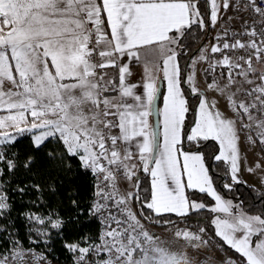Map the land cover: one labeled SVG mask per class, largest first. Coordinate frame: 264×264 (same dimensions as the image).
Wrapping results in <instances>:
<instances>
[{
    "label": "snow or ice",
    "instance_id": "obj_1",
    "mask_svg": "<svg viewBox=\"0 0 264 264\" xmlns=\"http://www.w3.org/2000/svg\"><path fill=\"white\" fill-rule=\"evenodd\" d=\"M206 2L210 4V21L214 26L220 7L226 10L230 0ZM198 3L199 0H0V164L10 173L23 169L26 174L39 175L43 171L48 177L43 187L53 196H65L66 216L54 213L45 219L35 214L22 215L25 220L55 230L62 247L73 255V264H182L184 258L158 244L159 237L150 234L132 211L130 201L138 200V193L120 192L121 177L138 181V164L140 171L152 178L150 199L140 203L153 216L162 217L166 213L187 216L189 208L199 211L208 207L189 201L182 181V175H186L189 189H198L215 199L217 206L210 211L228 214L225 219L217 216L212 221L215 235L240 253L245 258L244 264H264V218L259 214L233 212L232 203L222 200L213 188L201 154L184 151L181 160L178 145L188 108L179 88L178 53L172 46L179 44L177 36L182 37L192 25L203 29ZM247 6L264 17V9L257 6V0H247ZM259 23V33L253 24L247 25L246 29L251 30L243 34L260 39V44L257 39L248 43L237 40L211 49L213 53L251 49L247 58L240 57L247 67L238 73L247 83H254L247 78L257 73L252 66L253 57L258 62L264 58L261 46L264 21ZM227 35L225 30L215 39ZM141 50L152 57L145 60L147 82L129 84L131 70L123 58L139 61ZM222 63L232 68L243 67L240 63L233 64L227 56ZM152 67L162 71L167 81L161 139L148 119L158 93ZM109 68L115 69L114 76L106 71ZM260 79L264 82V74H260ZM185 80L190 86L193 84V76ZM138 87L143 92L138 94L135 91ZM191 93H197L194 86L190 87ZM245 95L252 97L251 103L235 104L232 97L228 98L234 110H242L250 121L255 119L253 112L264 115V83ZM209 104L203 99L199 101L200 119L183 139L219 141L223 151L212 158L229 161L233 184L244 183L237 176L235 122L221 118L220 112L207 111ZM257 126L259 142L264 144V120ZM25 137L29 140L28 149L23 153L15 151ZM249 141L255 143L251 137ZM121 142L126 149L123 153L118 147ZM6 151L14 158H7ZM3 176L4 169L0 168V177ZM87 176L92 178V194L85 205L78 181ZM223 186L231 190L233 185ZM133 188H139V183ZM33 189L39 192L41 185L25 183L15 191L22 198L26 190ZM11 211L9 198L0 187V220ZM93 221H99L103 228L95 237L81 233L75 241L71 239ZM154 222L172 223L163 219ZM204 231L199 229L200 233ZM66 234L68 239L64 240ZM175 235L202 240L201 235L185 230ZM12 243L19 246L18 240ZM35 243L30 240V244ZM42 243L47 244L48 240ZM15 255L22 261L23 252ZM41 259L46 262V257ZM9 261L0 251V264Z\"/></svg>",
    "mask_w": 264,
    "mask_h": 264
},
{
    "label": "rangeland",
    "instance_id": "obj_2",
    "mask_svg": "<svg viewBox=\"0 0 264 264\" xmlns=\"http://www.w3.org/2000/svg\"><path fill=\"white\" fill-rule=\"evenodd\" d=\"M202 1V0H201ZM205 3L206 9V17L203 16L201 10V16L203 21L211 30V38L226 29L229 28L232 21L228 19V13L234 3V0H230L229 7L225 10L222 6L220 7L218 20L213 23L210 21L211 7L210 4L206 2V0L202 1ZM201 2V3H202ZM219 2V0H218ZM197 7L199 8L198 4ZM203 8V9H204ZM179 40V36L177 37ZM211 39H208L205 44L201 47V49L195 54V56L191 59L190 70L188 71L187 76H193V84L189 87H195L197 89V93L204 91L200 97H198L197 105L194 109V124L190 126L187 130H185L182 125L181 128V145H178L181 149V160L182 153L184 151H195L198 154H201L204 157V165L208 168L204 153L201 150L192 149L194 145H198L203 140H199L198 142H185L183 137L185 134H190V128L195 127V122H198L200 119V110H199V101L206 100L210 102L207 111L221 113V118L228 119L234 121V127L238 136V168L239 171L237 173L238 179L243 181L245 184L253 185L264 192V144L259 142V138L257 133L260 131L258 128V122L260 120H264V115L253 112V116L255 119L249 120L245 114L242 113V110H234L233 103L228 99L232 97L235 101V104L243 103H251L252 97L245 95V92L250 91L256 85L264 83L260 79V74H264V64H254L253 67L257 69V73L251 74L247 79H251L254 83H247L244 77L238 75L239 72L243 70L242 68H232L230 66L223 65L221 63L214 62L210 60V48H211ZM201 57H206V59H201ZM245 68V67H244ZM229 73H232V83H229ZM186 81V80H185ZM163 82V81H162ZM164 93H163V106L165 103V97H167V81L164 78ZM218 85V87H217ZM163 110V107H162ZM162 122H163V113L162 120L160 121V133H162ZM245 125H250L249 127H244ZM152 126V125H151ZM249 137H251L252 143L249 141ZM161 139V137H160ZM211 139V138H210ZM209 139V140H210ZM213 140V139H212ZM216 141V140H215ZM218 143V153L220 154L223 149L220 147L219 141ZM189 148H187V147ZM136 156V154H135ZM134 162H136L134 158ZM223 165H227L228 175L230 177L229 181H226L225 184H233L231 175H230V162L226 160L218 161ZM257 165H259L257 167ZM251 168L252 171H248ZM137 176L144 173L140 171L139 164L137 165ZM181 172L183 173V168L181 166ZM223 174L222 170L218 171ZM208 175L212 179V175L208 168ZM182 181L185 185V195L191 202L203 203L208 206L205 209H201V214L195 213L194 210L189 208V214L187 216H180L176 213H172L178 216L177 222H173L170 224H159L154 221H159V218H153L152 222L145 221L144 217L138 211L135 199L130 201V207L132 211L141 219V222L144 224L145 229L150 234H155L159 237L157 241L158 244L163 246L166 250L176 255L177 257H183L184 260L182 264H226L227 261H232L234 264H244L245 258L237 253L234 249L228 246L226 243L223 245L221 238L215 235V226L212 224V221L219 216L221 219L227 218L228 214L223 212H212L210 211L211 207L217 206V202L215 199L209 195L208 193H202L199 195L196 193H191L192 189L187 187V177L186 175H182ZM123 182V181H122ZM122 182L119 184V189L121 193H124L125 190H131L136 192L137 188H123L121 187ZM130 182V181H129ZM138 181L136 178H133L131 183L136 184ZM212 186L217 192L218 195L221 196L222 200L230 201L232 203L233 212H243L246 215H257L250 214L246 212L240 204L233 198H227L217 189L213 179ZM232 186V187H233ZM199 192L198 189H194ZM207 211L210 216L208 219H205L203 212ZM194 212V213H193ZM189 215L193 217H197L196 219H186ZM185 217V218H184ZM202 219L201 220L199 219ZM262 217V216H261ZM207 218V217H206ZM263 218V217H262ZM176 219V218H175ZM173 219V220H175ZM185 219V220H182ZM168 217L165 221H173ZM37 228L39 230V234L42 237V233L45 231L42 229L41 224H37ZM200 228H204L205 231L203 233L199 232ZM188 231L190 233L198 234L202 236V240L196 239H185L183 237H177L175 234L178 231ZM236 235H241L237 233ZM204 241H210V243H204ZM229 248V249H228ZM23 252L24 256L22 261H18L16 259V253ZM6 258H10L9 264H58L53 262L50 258H48L42 251H40L37 247H14L5 252H3ZM46 257V262L41 259V257ZM73 264V262L71 263Z\"/></svg>",
    "mask_w": 264,
    "mask_h": 264
},
{
    "label": "trees",
    "instance_id": "obj_3",
    "mask_svg": "<svg viewBox=\"0 0 264 264\" xmlns=\"http://www.w3.org/2000/svg\"><path fill=\"white\" fill-rule=\"evenodd\" d=\"M202 1L199 0L198 6L203 16L206 17V9L204 8L205 3ZM209 30L210 28L205 23L203 29L197 27L196 25H192L191 28H188L187 31H185L182 37L179 36L177 59L181 71V81L187 99L189 100V110L187 112L184 125L185 130L194 124V109L197 105L199 97V95L192 96L190 94V87L185 81V76L190 70L191 56L193 55V52L202 43ZM208 39H211V30ZM28 147L29 140L27 137H25L19 144L16 145L15 151L23 153L28 149ZM192 149L201 150L204 153L208 168L212 175V179L222 195L227 198L235 199L246 212L250 214H259L264 218V192L253 185L245 183L235 184L231 190L223 186L226 181L230 180V177L228 175L227 165H223L212 158L218 153V143L215 140L210 139L208 141H203L198 145H194ZM5 155L7 158H14L11 156L10 152L6 151ZM0 168L4 169V176L0 177V181H3V184L0 185V187L4 188L12 207V211L8 214V216H6L3 220H0V251L5 252L11 248L17 247L12 243V241L18 240V247L28 248L35 246L53 262L58 264H71L73 262V255L62 247V240L60 237L56 236L55 230L51 229L50 226L45 228L44 225H41L42 229L48 233L47 236L42 237L39 234L37 228L38 223L35 221L25 220L24 216L22 215V213L35 214L38 216H43L45 219L47 216L54 213L60 214L61 216H66L68 215V205L65 196H53L47 188L43 187L44 183L48 180L47 175L43 171L37 175L35 173L26 174L23 169H20L19 171L14 170L12 173H10L4 164H0ZM218 169L222 170L223 174L217 172ZM91 180V176H87L81 177L78 181V184L81 186L82 200L85 205L90 202L89 198L92 194ZM21 181H23V183H21ZM25 183H39L41 185V190L39 192L34 189L31 191L26 190V194H24L21 198L15 189L17 187H24ZM138 183L139 188L136 189V193H138L139 199H135L138 211L142 217L148 218L147 221L152 222V219L155 216H153L150 210H147L140 203V201L148 202L150 199L152 190L150 175L148 173H142L139 176ZM33 201L36 203L33 204ZM194 212L201 214L202 211L199 210ZM203 214L205 219H208L210 216L207 211L203 212ZM167 217L170 220L176 218L175 220L171 221L172 223L180 220L178 219L177 215L172 213H166L162 217L155 218H159L158 220H166ZM203 217L199 219L201 222ZM186 219H196L198 221L197 217H193L191 215L186 217ZM102 230V224L99 221H93L88 223L79 232L75 233L71 239L75 241L81 235V233H87L89 237H95L96 234ZM5 232L8 234L5 235ZM49 236L51 237L50 240L48 239ZM63 239L67 240L68 235L66 234ZM30 240H34L36 243L30 244ZM45 240H48L47 244L42 243V241ZM221 243L225 245L223 241H221ZM232 251L234 252L233 249Z\"/></svg>",
    "mask_w": 264,
    "mask_h": 264
},
{
    "label": "built area",
    "instance_id": "obj_4",
    "mask_svg": "<svg viewBox=\"0 0 264 264\" xmlns=\"http://www.w3.org/2000/svg\"><path fill=\"white\" fill-rule=\"evenodd\" d=\"M257 6L260 7L261 9H264V3H260V0H257ZM228 19L232 21L229 28L226 29L228 31V35L220 40L215 39L217 36H222L223 33L225 32L224 30L215 34L211 38L210 60L223 64L222 61L224 57L227 56L233 64L240 63L243 66V68L244 67L246 68L247 65L244 64L243 60H240V57L243 56L247 58L249 53L252 51L251 49H244V50L224 49L223 51L217 53H213L211 49L214 45H218L222 48L225 42L232 44L234 41L237 40L242 43H248L252 39H257V43L260 44V39L251 37L249 35H244L243 33L246 30L248 31L251 30L250 28L246 29L247 25H253V24L255 25V30L259 33L261 31V24L259 22L264 21V17L255 13L251 7H248L247 0H234L230 12L228 13ZM233 33H235V35H233ZM261 46L264 47V45ZM254 64H264V58H262V60L258 62L255 59V57H253L252 66ZM123 180L124 179L122 177L118 180V186Z\"/></svg>",
    "mask_w": 264,
    "mask_h": 264
},
{
    "label": "crops",
    "instance_id": "obj_5",
    "mask_svg": "<svg viewBox=\"0 0 264 264\" xmlns=\"http://www.w3.org/2000/svg\"><path fill=\"white\" fill-rule=\"evenodd\" d=\"M104 26H105V28L108 27L106 20L104 22ZM172 47H174L176 49V51L178 52V44L177 45H173ZM140 56H141V59L139 61L136 60V59H132L130 57H127V56H125L123 58V60L125 62H127V66L131 70V76L128 78V83L129 84H133V85H143V83L147 82V78H146V75H145V60H151L152 57H151V55H149V53H146L143 50H141ZM177 62H178V59H177ZM156 63L159 64L160 61L157 60ZM179 68H180V66H179ZM106 71L108 73L112 74L113 76L115 74V69L109 68ZM152 73H153V77H154V80H155V84H156L157 89H158L159 80L162 79V81H163V93H164V85L165 84H164L163 72L162 71H159L155 67H152ZM179 88H180V91L183 93V96H184V98L186 100V106H187V108L189 110V100L187 99V96L185 94L184 87H183V84H182V81H181V71H180V84H179ZM135 91L139 94V93L143 92V88L142 87H138V88H136ZM163 93H162V96H163ZM112 96L115 97L116 96V93H112ZM162 107H163V110H164L163 97H161V103H160V121L162 120V113H163ZM186 115H187V113H185V119H186ZM148 119H149V124L152 125V116H150ZM185 119H184L183 124H182L183 126L185 125ZM114 134H116V130L114 131ZM118 147H119L121 153H123L126 150L125 149V144L123 142H121L118 145ZM189 152H195V151H189ZM133 154H134V158H135V154L136 153H135V149L134 148H133ZM133 162H134V160H133ZM151 180H152V178H151ZM121 187H123V188L132 187L133 188V183H131V181L129 182V181H127V180L124 179L123 182H122ZM129 190H131V189L129 188ZM191 193L199 194L201 192H198V191L192 189L191 190Z\"/></svg>",
    "mask_w": 264,
    "mask_h": 264
},
{
    "label": "water",
    "instance_id": "obj_6",
    "mask_svg": "<svg viewBox=\"0 0 264 264\" xmlns=\"http://www.w3.org/2000/svg\"><path fill=\"white\" fill-rule=\"evenodd\" d=\"M209 33L210 30L208 31L206 37L204 38V40L202 41V43L199 45V47L193 52V55L191 56V59L193 58V56L201 49V47L205 44V42L207 41L208 37H209ZM188 65V63H187ZM190 92V89H189ZM204 91L197 93H191L192 96H197L199 95V97L202 95ZM162 93H163V82L162 79L159 80L158 83V93L156 96V100L155 103L153 105V111H152V126L155 127L157 133H158V139H160V103H161V97H162Z\"/></svg>",
    "mask_w": 264,
    "mask_h": 264
}]
</instances>
